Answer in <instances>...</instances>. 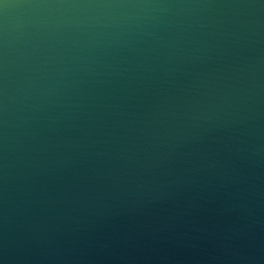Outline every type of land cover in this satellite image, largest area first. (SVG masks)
<instances>
[{"label":"water","instance_id":"1","mask_svg":"<svg viewBox=\"0 0 264 264\" xmlns=\"http://www.w3.org/2000/svg\"><path fill=\"white\" fill-rule=\"evenodd\" d=\"M0 264H264V0H0Z\"/></svg>","mask_w":264,"mask_h":264}]
</instances>
